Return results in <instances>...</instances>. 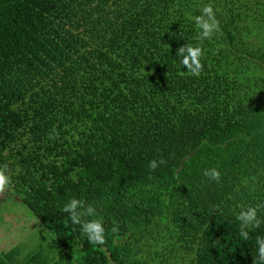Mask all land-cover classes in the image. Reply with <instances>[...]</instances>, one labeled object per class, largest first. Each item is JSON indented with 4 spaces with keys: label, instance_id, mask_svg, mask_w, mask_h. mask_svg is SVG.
Instances as JSON below:
<instances>
[{
    "label": "trees",
    "instance_id": "1",
    "mask_svg": "<svg viewBox=\"0 0 264 264\" xmlns=\"http://www.w3.org/2000/svg\"><path fill=\"white\" fill-rule=\"evenodd\" d=\"M205 4L220 32L201 42ZM184 44L204 50L199 77ZM4 165L61 254L13 262L14 245L0 264H252L264 223L244 241L236 215L264 203V0H0ZM71 198L104 245L61 210Z\"/></svg>",
    "mask_w": 264,
    "mask_h": 264
},
{
    "label": "clouds",
    "instance_id": "2",
    "mask_svg": "<svg viewBox=\"0 0 264 264\" xmlns=\"http://www.w3.org/2000/svg\"><path fill=\"white\" fill-rule=\"evenodd\" d=\"M195 28L197 29L198 41L210 40L215 34L220 32L219 21L216 18V12L211 4H205L200 9V14L191 17ZM176 54L181 57L180 63L186 70L187 74L193 77H199L204 70L202 56L204 50L199 46L184 44L180 46ZM54 138V137H51ZM165 161L152 159L148 162L151 171H155L160 164ZM203 176L208 180L219 183L222 173L216 167L206 168L203 170ZM11 176L8 174L7 165L0 166V194H3L11 185ZM264 209V203L255 206L241 208L236 215L239 222V235L244 241L250 239V232L258 229L261 223H264L258 217V211ZM67 213L69 220L73 225H79L81 234L86 237L87 241L95 246H102L106 243L105 228L101 219H84L85 217H97L98 211L92 204H87L79 198H71L61 209ZM118 230L117 227L113 231ZM257 246L256 256L252 259V264H264V237L255 238Z\"/></svg>",
    "mask_w": 264,
    "mask_h": 264
},
{
    "label": "rangeland",
    "instance_id": "3",
    "mask_svg": "<svg viewBox=\"0 0 264 264\" xmlns=\"http://www.w3.org/2000/svg\"><path fill=\"white\" fill-rule=\"evenodd\" d=\"M14 245L19 254L10 258L13 262L34 249L41 250L49 258L61 254L60 246L53 242L46 228L7 188L0 194V251L6 252ZM157 251L161 252L159 248Z\"/></svg>",
    "mask_w": 264,
    "mask_h": 264
}]
</instances>
